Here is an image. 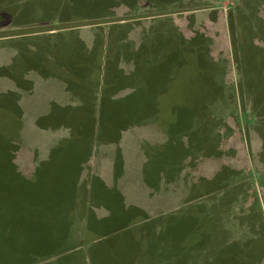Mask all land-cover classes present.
I'll list each match as a JSON object with an SVG mask.
<instances>
[{"label": "rangeland", "instance_id": "374dc122", "mask_svg": "<svg viewBox=\"0 0 264 264\" xmlns=\"http://www.w3.org/2000/svg\"><path fill=\"white\" fill-rule=\"evenodd\" d=\"M40 77L74 89L76 106L22 111ZM95 132L135 133L126 190L138 202L155 182L146 209L108 221L82 183L70 219L42 235L39 207ZM0 157V264H264V0H0ZM102 184L90 187L106 197ZM62 229L73 236L50 243Z\"/></svg>", "mask_w": 264, "mask_h": 264}, {"label": "crops", "instance_id": "0c3cea01", "mask_svg": "<svg viewBox=\"0 0 264 264\" xmlns=\"http://www.w3.org/2000/svg\"><path fill=\"white\" fill-rule=\"evenodd\" d=\"M49 82H50V80H47V78L40 77L39 83L43 85L44 89H42L38 94L37 93L33 94L34 90L36 89V87L38 85L37 82H35L36 86H35L33 92L31 91L30 93L28 92L26 94H19L17 104L20 106L22 111H52L55 107L57 109H59V111H60V110L64 109V107H66V106H70V107L76 106L75 104H72L74 101V98H76L74 95V92H75L74 89L73 90L69 89L68 86L66 85V83H64V81L62 82L60 80H57L54 83H49ZM47 84H49L51 86L50 92L45 91V90H47ZM42 85H40V88H42ZM9 89H13V88L11 86H9ZM13 90H15V89H13ZM37 101H38V103H37ZM89 111H91V110H89ZM74 128H75V126H74ZM94 129H95V127L93 128V130ZM84 131H86V130H84ZM87 131H88V129H87ZM95 137H96V132L93 135V140H91V145L93 142L95 143V141H96ZM136 140L137 139L135 138V133L124 132L123 138H122V140H119V143L118 142H109L108 139H104V140L102 139V141L101 142L99 141V143H97V141H96L97 145L93 144L94 145L93 151H91V154H89L90 159L87 158L88 160H86V161H88V166L90 165L89 168H90L92 176L88 177L86 180H83L82 176H81L82 175V167L78 171V173H79L78 174V184H77V189L75 191V203H74L75 207H74V209L76 208V204L78 202L77 196L79 195V192L82 189V187L85 188L84 184L86 183V185L88 187V190H87L88 200L90 201V199L92 198L91 200H93L95 202L96 207L99 206V208H104L106 211L109 212L110 209H113L112 207H110L113 204L118 206V209H120V207L122 206L124 210L127 209L126 206H130V205L138 206L139 205V206H141L140 209L143 210L144 205H145L144 196L149 197L151 189L156 184H155V182H152L151 185H148L147 182H146V184L143 183L144 182L143 181L144 177H143L142 184H145L146 187H145L144 194H142L143 197H141L142 198L141 201L136 202L134 196L127 194L126 189L130 183V182H128L129 178L134 179V174H135V177L137 179L138 178L137 177V170H140L138 168V163L141 160H137V153L139 152V150H138L139 148H138L137 142H134ZM132 145H134V146H132ZM135 148L137 149V152H136ZM128 149H133L132 158L130 156H128ZM118 154L120 155L122 166L115 164V158ZM127 157L128 158L130 157L129 160H127ZM28 158H29V155H28ZM68 158L73 160V156L68 157ZM77 160L78 159H76V161ZM126 160H127V163H126ZM129 161H130V163L133 164V167H132L133 172L128 173L129 175L127 176L126 174H127L128 169L126 168V166L129 163ZM85 162H81L82 165H84ZM15 163H17L19 166L18 161H15ZM135 165H137V169H136ZM21 167H22V164H21V166H19V169ZM22 174L25 177L29 178V176H27L28 174H26V173H22ZM93 177L94 178L97 177V178L101 179L103 186L100 187V189L102 191H105V189L103 187L108 189V191L110 190L108 196L103 197L102 194L100 195V191L97 194L92 193V190L90 187L91 186L90 182L92 181ZM82 183H84L83 186H82ZM147 185L150 189L147 187ZM137 189H138L137 187H133V191H136ZM169 196H170V194H169ZM173 205H174V202L171 204H166V202H165V204H163L161 207L159 206L160 208L157 209V211H162V212L169 211L170 210L169 208L174 207ZM93 208H94V206H93ZM144 209H146V208H144ZM93 211L97 215V213L95 212L96 210L94 209ZM97 217H99V216L97 215ZM75 223H79V222L76 221ZM108 233H111V232H108Z\"/></svg>", "mask_w": 264, "mask_h": 264}, {"label": "trees", "instance_id": "16d2710c", "mask_svg": "<svg viewBox=\"0 0 264 264\" xmlns=\"http://www.w3.org/2000/svg\"><path fill=\"white\" fill-rule=\"evenodd\" d=\"M12 148H14L16 150V148L14 146ZM15 150L13 152H15ZM13 152H12L11 157L9 158V161L11 162V164L13 166L14 172L16 174L20 175V177H21L20 180H22L24 178L28 179V177H25L20 171H17L16 165L13 162V158H14ZM66 158H67L66 159L67 162L69 163L68 165H69L70 172H66L65 171V173L61 175V178H59L60 179L59 186H57V187H55L54 185L52 186L53 189H55L52 197L49 198V200L44 204V207H39V212L37 213L38 221H40V224H39L40 226H39V230L38 231L41 232L42 235L45 233V230L48 227L49 228L50 227H57V225L60 224V221L62 219H67V218L70 219V215L68 214V212H71V210H73V208H74L72 206L74 204V195H75V191L77 189L78 174L79 173H78L77 170H75V171L73 170V164L71 163V160H69L70 158H68V157H66ZM0 159H1V157H0ZM73 160H76V159L73 157ZM79 162L81 163V161H79ZM70 166H72V169H71ZM2 176L3 177H1V178H4L5 180L4 181H0V192H6L7 188L9 189L10 183H9V180H8V175H5V176L2 175ZM13 177L14 176L12 174L9 175L10 181H14ZM30 178H32V177H30ZM38 201L40 202V200H38ZM0 202H1V198H0ZM110 207H112L113 209H110V211H109V215H108L109 216L108 217L109 220L108 221L115 220L114 216L119 214V213H117V211H119L118 206L113 204ZM7 211H8L7 209H4L2 212L0 211V215H2V214L5 215L7 213ZM69 223L71 224V222H69ZM102 226H104V224H102L100 227H102ZM126 226H128V225H126ZM126 226H123V227L122 226H119V227L117 226V227H113V228L109 227V228H107V230H109V231H106V234L108 232H112L113 230L119 231V230L125 228ZM6 230L13 237H16V234H18L19 232H23V231L19 230L16 227L15 224L13 225V223H12V221L10 219V214H9V225L6 228ZM53 231H55V229H53ZM49 232L50 231H48V233ZM61 232H62V235L64 237H60V235H59V237L54 238V236H53V238L51 239L50 243L55 242L56 239L68 238L69 234H70V236H73L72 235V231L67 232L66 229H64V230L62 229ZM5 233L6 232L3 233L4 236H5ZM58 233H59V231H58ZM12 243H17V242H15L14 239H10V244H12ZM5 246H7V243H6ZM13 251L16 253V256H18L21 253V251H16V250H13ZM47 253H50V252H47ZM51 256H53V255H48L46 258L49 259Z\"/></svg>", "mask_w": 264, "mask_h": 264}]
</instances>
